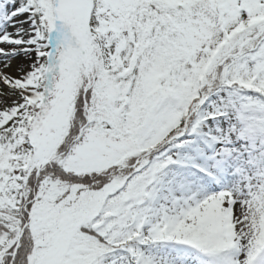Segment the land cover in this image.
<instances>
[{"label":"snow or ice","instance_id":"snow-or-ice-1","mask_svg":"<svg viewBox=\"0 0 264 264\" xmlns=\"http://www.w3.org/2000/svg\"><path fill=\"white\" fill-rule=\"evenodd\" d=\"M0 264H264V0H0Z\"/></svg>","mask_w":264,"mask_h":264}]
</instances>
